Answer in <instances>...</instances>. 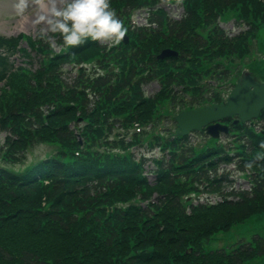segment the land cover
I'll use <instances>...</instances> for the list:
<instances>
[{
	"label": "trees",
	"instance_id": "1",
	"mask_svg": "<svg viewBox=\"0 0 264 264\" xmlns=\"http://www.w3.org/2000/svg\"><path fill=\"white\" fill-rule=\"evenodd\" d=\"M165 2L182 5L181 20L167 17L158 5ZM110 7L127 29V44L89 38L68 47L58 32L0 35V264H243L264 254V241L229 251L202 247L264 215V136L230 123L236 141L246 143L232 155L219 146L196 154L186 136L143 131L181 104L180 93L191 107L224 101L235 62L251 55L264 25V0H110ZM137 9L149 10L151 26L132 28ZM230 17L247 30L229 38L219 22ZM164 49L178 56L156 60ZM18 54L23 64L16 67ZM66 67L75 75L67 78ZM213 81L217 90L208 88ZM150 82L159 90L147 98L142 88ZM37 144L54 152L21 170L5 167L23 164ZM145 144L163 154L150 170L132 152ZM235 159L250 173L251 194L187 213L182 197L228 185L217 168Z\"/></svg>",
	"mask_w": 264,
	"mask_h": 264
},
{
	"label": "rangeland",
	"instance_id": "2",
	"mask_svg": "<svg viewBox=\"0 0 264 264\" xmlns=\"http://www.w3.org/2000/svg\"><path fill=\"white\" fill-rule=\"evenodd\" d=\"M18 3V0H0V35L5 38H10L17 36L20 33H24L27 35L35 36L37 34H42L46 36L51 31L48 30V25L46 21L41 20L40 17L46 15L45 11H42L40 7L34 3L32 0H29V6L26 9L23 15H19L17 13L15 5ZM59 7L60 5L57 4ZM181 11V10H179ZM178 11V14H179ZM141 18H144L145 14L142 13ZM232 18V17H230ZM233 19V18H232ZM230 19V20H232ZM225 20H222V23ZM20 22H24L23 28H21ZM221 27L227 34H237L243 28L241 26L236 25L234 22L230 21L225 24H221ZM243 27V26H242ZM52 41V39H51ZM255 41L257 46L252 45L251 55H249L247 60L244 63H253V67L250 66L244 71L251 74L256 80L264 83V25L260 26L257 34L255 36ZM24 45V44H23ZM23 58L19 57V54L12 57V62L14 66H19L23 64ZM34 61L33 68H37L38 63ZM236 69L233 70V74L235 71L240 70L241 63L236 61ZM247 67V66H246ZM69 67H66L67 78L72 75H68ZM158 90L157 84H149L145 88V95L152 96ZM169 122L164 121V126H168ZM4 134L0 133V140L4 138ZM228 140L224 141L227 142ZM188 142L193 146H196L195 151L196 154L203 153L207 150V148H213L216 146L223 147L221 141L217 140H206L204 135L192 134ZM233 147L227 145L228 149L223 148L227 153H233L236 151L235 143L229 141ZM205 143V146L199 147ZM54 152V149L48 147L44 144H37L30 148L25 153V160L23 164L16 165H5L8 169L18 170L22 169L24 166L29 165L35 162L38 159L44 158L45 155L51 154ZM134 154L139 156L141 154H145L146 158H155L160 157L161 154L154 150L153 152H147L146 149H136L134 150ZM1 164V161H0ZM237 177V174H236ZM257 241H264V215L263 216H253L244 224L234 226L229 231L219 232L213 235L209 240L204 241L202 243L203 250L208 251H217V250H225L229 251L236 245L240 243H248L253 247L256 246ZM243 264H264V254L257 255L252 260H247L243 262Z\"/></svg>",
	"mask_w": 264,
	"mask_h": 264
},
{
	"label": "clouds",
	"instance_id": "3",
	"mask_svg": "<svg viewBox=\"0 0 264 264\" xmlns=\"http://www.w3.org/2000/svg\"><path fill=\"white\" fill-rule=\"evenodd\" d=\"M32 3L47 13L40 19L46 21L49 31L60 33L68 47L81 46L89 38L118 45L127 31L110 7V0H32ZM28 6L29 0H18L15 5L19 15H23ZM245 166L252 167L250 163Z\"/></svg>",
	"mask_w": 264,
	"mask_h": 264
},
{
	"label": "water",
	"instance_id": "4",
	"mask_svg": "<svg viewBox=\"0 0 264 264\" xmlns=\"http://www.w3.org/2000/svg\"><path fill=\"white\" fill-rule=\"evenodd\" d=\"M175 55L176 53L173 51L164 50L157 56V59ZM263 108L264 84L254 80L250 75L242 74L237 79L236 86L224 105L181 112L176 116L175 121L180 129L179 134L185 135L191 130H200L209 123L233 115H237L241 122L255 119ZM219 131L226 132V127L215 124L206 128V132L213 138L218 137Z\"/></svg>",
	"mask_w": 264,
	"mask_h": 264
},
{
	"label": "bare ground",
	"instance_id": "5",
	"mask_svg": "<svg viewBox=\"0 0 264 264\" xmlns=\"http://www.w3.org/2000/svg\"><path fill=\"white\" fill-rule=\"evenodd\" d=\"M21 28H23L24 22H20Z\"/></svg>",
	"mask_w": 264,
	"mask_h": 264
}]
</instances>
